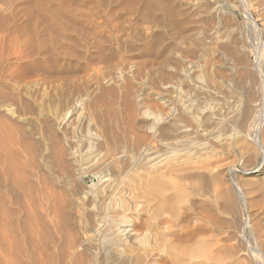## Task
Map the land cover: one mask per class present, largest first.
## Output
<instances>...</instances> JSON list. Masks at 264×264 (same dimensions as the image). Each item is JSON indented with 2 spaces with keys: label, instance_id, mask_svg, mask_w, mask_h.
Returning <instances> with one entry per match:
<instances>
[{
  "label": "rangeland",
  "instance_id": "1",
  "mask_svg": "<svg viewBox=\"0 0 264 264\" xmlns=\"http://www.w3.org/2000/svg\"><path fill=\"white\" fill-rule=\"evenodd\" d=\"M30 1L31 0H0V27H5H3L2 30V27L0 28L1 36L3 34V36H5V38L3 36L2 38L0 37V40L2 39V41L4 42V44L2 43L4 45H2L3 50H0V53L1 57L5 58L2 64L3 68L1 67L2 65H0V69L2 68V70H0V94H3V96L1 95L0 97V137H2V140L4 141H2L1 138L0 140L2 142H5L3 143L6 145L5 147H9L11 149V152H8L9 150H7L6 152L5 150L7 148H3L4 145L0 142L2 144H0V149H3L0 150V155H2L1 151L5 152V156L2 155L3 157H0L6 158L10 154L9 157L12 158L11 154H16L13 156V161H9V157L7 159L0 158V161L3 160L1 163H4L5 161L4 164H0L1 166H4L5 171L6 168H9L7 166L11 167L12 164L16 166V168L11 167L13 168V173L11 175L14 179L16 178L15 181L17 182L12 193L9 195L10 204H5V202V205L3 204V208H7V210H9V212L11 213V218L13 221V238L9 244L3 243L4 245L1 248L3 251H0L2 253H0V264H8L9 262H11L12 264H264V258H262L264 257V197H262L264 196V162L260 150L257 148L255 149L256 146L253 141V136L256 133H259L258 135L264 152V118L262 120L260 118L262 107H264V0H243L249 14L252 16L256 23V26L259 29L258 33L253 30V28H251V26L249 25V22L246 21L245 15L243 14V10L241 8V0H150L149 2H147L148 0H140V2L139 0L138 2L134 0H124L125 5H123V0H81L80 3V0H51L54 3L57 2V5L55 4V6L51 4L52 7L59 8L61 6L58 10L60 11V9H62L61 12L63 14L65 13L64 16H69L68 18L70 24H73L72 26L70 24L69 25L71 27H75L77 25V29L80 33H69V35L66 34V36L58 38L59 40H57V38L55 40V37L57 36L56 32L47 31L46 34L44 28V23H46V20H44L43 16L41 17V13L39 14L40 16H38L39 12L36 13V11H38L37 9H35L34 12L32 11V13L36 14H33L31 16L29 15L30 12L28 10H32V5L29 4ZM100 1H102L103 5H101ZM148 3H150V5ZM69 4L71 5V7ZM76 4H79V6H77ZM80 4L84 8H82ZM65 5H68L69 7ZM106 5L107 7H105ZM29 6L31 7L29 8ZM64 7L65 10H63ZM66 8L68 9L66 10ZM132 10L135 12H133ZM74 11L76 12L74 13ZM41 20H43L44 23L43 21L41 22ZM77 20L81 21L78 22ZM75 21L77 22L75 23ZM78 23L81 24L82 27H80ZM203 23L205 27H203ZM180 24L183 28V31L180 27ZM184 24L185 27H183ZM172 25H174V28L171 27ZM177 26L179 27L178 29ZM80 28L83 30H81ZM27 29L28 31H26ZM31 29H35V31L33 30L34 32H39L40 35H44L46 38L48 37L51 40L54 38L53 40L55 43L53 44H56V47L54 45H50L53 47L46 46V49L44 47H40L38 49L40 53H38V50L36 51V49L31 53L30 50H33L31 45L28 47L30 49H28L24 44V41H26V39L24 38H26V35L28 36V32ZM175 29H180L179 31H181V33L179 31H176ZM12 30L14 33H12ZM90 30L92 31L91 36H89L90 32H88ZM93 30H95L96 32ZM173 30H175V32ZM83 31L84 33L88 32L85 33L88 36H86ZM212 31L213 35H210ZM229 31L231 32V34ZM94 32L97 35H94ZM175 33L176 35L177 33H180L182 36L184 35L182 38L184 41L179 38L180 41L182 40V42H180L176 38L177 36L175 37ZM55 34L56 36L54 37ZM188 35L191 36V39ZM9 36L12 39V42L10 41L11 39H9ZM13 37L18 38L14 39ZM187 37H189V39ZM6 38L7 40H5ZM96 38H98L97 40L100 42L96 41ZM9 41L12 44H9ZM59 41H62V43H60ZM188 41L192 44H188ZM177 42L180 43L178 44ZM184 42L186 43V45L184 44ZM5 43L8 45H6ZM58 43H60L59 46ZM96 43L97 45H95ZM9 45L11 49H9ZM60 45H62V48L60 47ZM63 45L65 47H63ZM22 47L26 48L27 51L23 50L24 48ZM175 47L178 48V50L179 48L181 50L178 51ZM51 48L55 51H52ZM59 49L62 52H60ZM62 49H65L66 51ZM6 51L7 54L11 52V57L9 56V54L6 56ZM25 51L26 55H22ZM174 51L177 53H175ZM27 52H30L32 55L29 53V57V55H27ZM52 52L53 55L51 54ZM174 53L180 55H175ZM37 54L39 55L37 56ZM5 56H9L10 58L8 57L7 59ZM25 56L27 57V59L24 58ZM34 56H37V58L35 59ZM182 56H184V58ZM16 57L20 58L19 62H16L18 61L16 60ZM46 57L49 58L47 59ZM28 58H30L29 60L31 62H34L35 64H37V61L40 60V63L37 64V68H35L36 65L34 68H25V64L28 61ZM33 59L36 61H34ZM206 62L207 64H209L210 68L205 67L207 66V64H205ZM40 65L41 67H39ZM178 66H182L183 68L186 67L187 69H183L182 67L180 69ZM206 69L209 73H213L212 76H209L207 72L204 73ZM187 70L190 71V74ZM176 72H180V74H177ZM183 72L186 74L185 76ZM216 72L219 77H216ZM239 72L241 73L239 74ZM17 73L20 74L17 75ZM175 73L177 77L174 75ZM181 73L183 74V76ZM243 73L247 75V78H245L246 76ZM11 74L13 77L11 76ZM206 74L209 77L205 76ZM236 75H238L240 78L242 75L245 79L241 80L242 78L239 79V77ZM180 76L184 79H182ZM210 77H214L215 79L217 78V85L215 84L216 86L214 85V87H212L213 85H211L209 82L208 84H206L208 78ZM180 78L185 81L182 83V80ZM235 78L238 79L235 80ZM244 80H246V82ZM218 81H225L223 83H227H221V86L220 84H218ZM235 81L239 82L237 83ZM198 82L200 83V85H198ZM233 82L237 83L240 87L245 83L248 84V82L250 84H245V86H243L244 89H242L241 87V91L239 89L240 87L233 84ZM188 83L189 85H187ZM206 85L207 87L210 86L211 89L213 88L212 91H210V87H208V89L210 90H208L207 87L205 88ZM218 86H221L222 88ZM234 86H237L239 92H237L238 89ZM249 86H251L253 90L250 89ZM178 87L180 90L178 89ZM231 87L237 90L234 92L235 89L233 90L231 89ZM218 88L221 90H219ZM206 90H208V92ZM226 90H228V92ZM177 91L180 95L177 94ZM183 91L184 93L183 95H181ZM204 91L207 92V94L204 93ZM246 91L254 92H251V97L254 98H252V102L250 103V107L252 109L250 111L251 117L249 116L247 121H244L242 119L241 113L242 108L238 107L237 103H239V101L245 100V95H247ZM210 92L214 94H211ZM235 93H240V96H237ZM242 95L244 97H242ZM179 96H181L182 99ZM162 102L164 105L162 104ZM228 102H230V104ZM187 103L190 107L187 106ZM234 103H236V108L232 107H235ZM172 108L173 110H178L174 112L175 110L171 111ZM187 108L191 109L192 112H190V114L188 113L189 115L187 114V112H189L190 110H188ZM183 110L187 114V116H190V118L185 115ZM233 110L234 112H232ZM170 111L172 112V115ZM238 112L240 113L239 115ZM213 113H217V115L215 114L214 116ZM229 113H233L234 117L236 115V118L233 119L232 117L233 120L231 119V121H227L224 117H226V115ZM158 114L160 115V117L158 118L159 120L156 117ZM191 114H193L194 118ZM166 115H168V119L166 118ZM207 115L209 117V119L206 117L208 121L205 118V116ZM172 117H174L175 119H173ZM176 118L180 119L177 120ZM196 119H200L198 120V123L202 128L196 122ZM225 120L227 121L226 123ZM234 120L235 122H233ZM155 121H159L160 123L158 122L157 125V122ZM172 121H174V123H179H177V125H173ZM203 121H205L206 124ZM183 122H185L184 126ZM245 122L247 123L244 124ZM151 123L153 124L151 125ZM186 123L189 128L186 127ZM240 123L242 126L240 125ZM236 124H239V127ZM179 125L183 126V128L178 127ZM231 125H233L234 129ZM234 125L236 126V128ZM174 126H176V128ZM203 127H205V129H203ZM186 128L190 131L188 130L187 132ZM3 129L5 130L2 131ZM211 129L214 131V133ZM180 130L186 131L183 132L184 136H182L183 134ZM205 130L207 131L206 133ZM237 130H239L240 132L242 131L243 133H240ZM209 131L210 133L212 132V134H209ZM4 132H6L7 134H5ZM10 132L14 133V135H10ZM185 133L187 136L185 135ZM102 134L104 137L102 136ZM213 134L215 136H213ZM6 135H8V138H6ZM143 136L145 139L142 138ZM162 136L165 137L162 138ZM3 137L6 139H3ZM12 139H14L16 143ZM53 139L55 141H53L52 143L51 141ZM179 139H181L182 141ZM183 139L190 140H188V143H183L185 141H183ZM17 140H19L20 142ZM10 141L12 145H10ZM179 141L182 142V144L178 143ZM190 141L194 142H191L190 144ZM106 143L107 145H105ZM146 143L149 147L146 145ZM202 144H205L206 147ZM144 145L147 148H155L156 151L152 149L154 153L156 152L159 155L162 154L161 156H158L155 153V157H158H156L157 160L161 158L163 159V157L165 158L166 156L167 159H172L173 163L172 161L169 162V160L167 159V161H164L165 159L162 160L159 163V166L162 165L163 167L166 164V168L163 167L162 169L160 166L161 171L157 169L158 171H156V173H161H159V176L157 177V174L155 175L154 173V177L159 179L158 185L159 181L163 183L162 185L160 184V187L162 189L164 186V189H169L168 186L173 185V183L175 182L174 186H170V189L174 188L172 190H169L170 194H175V196L172 195L171 198L168 190L165 189L166 191L164 190V193L163 191H161L162 189L157 186L158 190L161 191H159L160 194H163V196H166L165 194H168V198H176L173 199L175 205L173 203L171 204L172 201H169V203L174 206H172L171 209L169 207V213L167 212L169 210L167 209L168 207H164L167 210L166 212L162 207V212L161 210L159 211L160 207L157 205V201L159 199L156 195H145L146 197H149V200L151 199L149 202H147L139 193V195L137 196L138 198L135 202L133 201L131 196L128 195V193H124V195L122 194V197H124L123 199L128 202L127 205L130 204L128 205L130 208L127 206V211L125 210V214L128 215H125L123 213L125 216L123 217L124 220L122 221L121 225H125L126 230L130 229V231H128L129 233L124 236L125 241L123 238V242H114L113 245V241L110 238V242L106 241L105 237L107 236L106 233L108 232L104 231L106 230V228H104L105 226L102 223L103 217L101 211L99 210V205L102 202L107 203L109 199L110 201H114L115 199H117V194H120L119 185L121 182L120 180H122L120 179L122 175L125 174L128 176H126V179H124L125 175L122 176V181H125L122 182V184L127 185L131 184V181L134 183L135 180L136 184L139 183V180L142 179L141 177L147 173V165L143 163L145 159H143L142 156L144 155L140 154V152H142V150L145 148L143 147ZM183 145H186V149H184ZM190 145H192L193 147H191ZM196 145H198V150L196 148ZM11 146L15 148L14 150L18 149V151L16 150L17 153ZM122 146L124 149L122 148ZM52 147H56L54 151ZM200 148L203 151H200ZM61 149L63 151L65 150L66 152H69V154L65 151L63 153H66V155H68L67 157L63 154V156L59 154V151H62ZM27 151H30V154ZM51 151L55 152V154L53 153L54 156ZM95 151L98 154H95ZM119 151L121 152V154H119ZM207 151L208 153H206ZM209 151H211L212 153ZM27 153L30 157H28L29 160L26 159V156H28ZM56 153L62 157L60 159L62 161L64 160V163H67L65 161H68L67 164H69L68 166L70 167V176H68V178L61 176V171L59 172L56 165L53 164L51 155L52 157H55L57 155ZM123 153L125 156L123 155ZM111 154L116 156L114 157ZM134 154L136 155V157ZM84 155H87V158H85L86 156L84 157ZM117 156L118 158H116ZM16 158H20L21 160L19 159L18 162L16 161ZM32 159L34 162L32 161ZM182 159L184 163L182 162ZM25 160L28 161H26L28 163V167L31 166L29 167V170L28 167H26L27 163H25ZM140 160H142V163ZM21 161L24 162V165ZM49 161H51L52 166ZM130 161L133 162L132 166H130ZM30 162L32 163L30 164ZM10 163L11 165H9ZM20 163L24 167H18ZM162 163L165 164L163 165ZM32 165L34 167L35 165H38V169L40 170L37 169V166L36 168L33 167L34 169H32ZM53 166L54 168H52ZM20 167H23L25 172L22 171L23 169H21L22 172H20ZM25 167L27 170L25 169ZM117 168L120 169L118 170ZM143 168L145 169L143 170ZM203 169H205V171ZM15 170H19L20 176H18V172L17 175L15 174ZM30 170H32L31 173H33L34 175L29 172ZM33 170L36 171L34 172ZM39 171L40 173H38ZM26 172L31 176H37L33 179L34 185L32 184L31 179L33 177L30 178L29 174H25ZM21 173H24L25 175H21ZM178 173L181 175H179ZM169 174L171 176H168ZM26 175L30 178V181L27 180L28 178ZM175 175L178 176L176 177ZM23 176L27 181H25L24 178L22 181L21 177ZM41 176H43L44 178ZM130 176H132V178ZM133 177H135L136 179H134ZM165 177L167 178V181H163L164 179L162 178ZM56 178L58 180H56ZM173 178H175V180L178 178L179 180L177 179L175 181ZM128 179H130V183L128 182ZM42 180H44L48 185L43 184L44 182ZM47 180H49V182ZM115 180L117 181V183L119 182V185L115 184ZM20 181L22 183H25L27 186L28 183H31L30 185H33L34 188L36 186V193H39L42 190L51 189V195H55V197L60 194L62 195H60V198L62 203L64 204L62 205L63 212L61 215H64L63 218L55 219L56 217H54L52 214H49L46 220V226L43 231H41V229H38V238H42L44 236V238H42L43 240H45V242L43 241L44 243L36 241L35 244H33L31 240L30 231H28L30 230L28 228L30 220L27 210L28 199L25 192L26 185L24 184V186H21L22 183ZM168 182L169 184H172L168 185ZM233 182L242 186L244 191H246L247 201L250 206H246L239 198L235 191ZM38 183H42L41 185L44 187V189ZM49 185H52V188ZM178 185L181 188L177 187ZM45 186L47 187V189H45ZM222 189H224V191ZM0 190V197L3 200L6 199L7 196L5 192H3L5 189L1 187ZM100 191L105 194L107 193V195L102 194ZM231 191L232 193H230ZM99 193H101V195H99ZM223 193L224 196H222ZM151 196H153V198ZM215 196L218 199H216ZM155 197L157 200H155ZM110 201L108 202L109 204L107 203L106 205L109 209H111L110 207H112V210H109L107 208L106 213H108V215L113 218H116L119 215H123L121 214L118 206H114L113 204L112 206L110 205V203L112 202ZM51 202H53V200H51L50 203ZM133 203L134 206L136 205L135 207L133 206ZM252 204L253 206H251ZM155 205H157L159 208ZM167 205L169 204L167 203ZM251 207L252 210L250 209ZM87 209L90 211H88ZM156 211L159 214L156 213ZM172 211L175 212L174 216L172 215ZM161 213H164L162 217ZM154 216L158 217L156 218ZM175 221H177V224L175 223ZM56 224H58L59 226ZM52 228H54L53 231ZM56 228L60 229L57 230ZM81 228L82 230H80ZM243 229L244 232L242 233ZM42 232H45L46 235H43ZM146 234L148 235L146 236ZM143 235L145 238L143 237ZM109 236L110 234H108L107 237ZM162 236L164 239L162 238ZM101 238H103L104 240H102L106 241L107 243L103 242ZM126 238L129 240H126ZM142 238H144V242ZM168 238L172 240L169 241ZM76 240L77 242H75ZM155 242L157 243L155 244ZM142 243L144 247L142 246ZM136 244L137 246L141 245V247L138 246V248ZM183 247L185 248V250ZM67 248L70 250H68ZM189 248L191 250H189ZM203 248L205 251L203 250ZM251 248H253V250L256 249L259 254H255L256 252L253 253L254 251L251 250ZM200 249L203 253L200 251ZM10 251L12 254L10 253ZM136 251L139 253H137ZM187 251H192L193 253L195 252L194 255H199L194 256L192 252H189L188 254ZM151 252L153 255L150 254ZM177 252L180 253L181 257L179 254H177ZM182 252H184L186 256ZM261 252L263 255L261 254ZM148 253L151 256H149ZM201 253L205 255H202ZM144 254H146L147 256ZM190 254L193 256H190ZM6 255H8V259ZM168 255H170L171 259ZM66 256L68 258H66ZM208 256H210L211 258H209ZM1 259L3 262L1 261ZM169 260L171 261L169 262Z\"/></svg>",
  "mask_w": 264,
  "mask_h": 264
},
{
  "label": "bare ground",
  "instance_id": "2",
  "mask_svg": "<svg viewBox=\"0 0 264 264\" xmlns=\"http://www.w3.org/2000/svg\"><path fill=\"white\" fill-rule=\"evenodd\" d=\"M54 1V0H53ZM57 1V0H56ZM78 1V0H77ZM115 1H117V0H115ZM134 1H137L138 2V0H134ZM145 1V0H144ZM147 1V0H146ZM150 0H148L147 2H149ZM190 1V0H189ZM51 0H31L30 2H29V4L30 5H32V7L31 6H29V8L31 7L32 8V10L30 11V10H28L30 13H29V15L31 16V15H33V14H36V13H38V16H40L39 14L41 13V17L43 16L44 17V20H46V23H44V21L43 20H41V22L43 21V23H44V28H45V32H46V34H47V31H51V32H56L57 33V36H56V34L54 35V37H55V40H56V38H57V40H59L58 38H62V37H64V36H66V34L67 35H69V33H76V34H80L79 33V31H78V29H77V25L75 26V27H71L72 25L70 24V21H69V16L67 17V16H64V14L61 12V10L62 9H60V11L58 10L59 8L57 7V8H54V7H52V5L51 4H53V6H55V4L57 3V2H52ZM64 2V1H63ZM67 2V1H66ZM71 2H75V1H71ZM81 2V0L79 1V3ZM99 2V1H98ZM101 2V5H103V3H102V1H100ZM124 0H123V5H125L124 4ZM139 2H140V0H139ZM70 3V2H69ZM97 3V2H96ZM118 3V2H117ZM126 3H128V2H126ZM133 3V2H132ZM141 3H142V1H141ZM28 4V3H27ZM65 4V3H64ZM68 4V3H67ZM82 4V3H81ZM80 4V5H81ZM100 4V3H99ZM130 4V3H129ZM149 5H150V3H148ZM152 4V3H151ZM57 5V4H56ZM70 5V4H69ZM77 5V4H76ZM104 5H105V3H104ZM137 5V4H136ZM140 5V4H139ZM193 5V4H192ZM65 6H67V7H69L68 5H65ZM77 6H79V4L77 5ZM83 6H84V4H83ZM132 6V5H131ZM70 7H71V5H70ZM81 7H82V5H81ZM105 7H107V5L105 6ZM77 8V7H76ZM82 8H84V7H82ZM125 8V7H124ZM139 8V7H138ZM144 8V7H143ZM241 8H242V10H243V14L245 15V18H246V21H248L249 22V25L251 26V28H253V30H255L257 33L259 32V29H258V27L256 26V23H255V21H254V19L252 18V16L249 14V12H248V9H247V7L245 6V4H244V1L243 0H241ZM35 9H37L38 11H36V13H32V11L34 12V10ZM68 8H66V10H67ZM71 9V8H70ZM120 9H122V8H120ZM119 9V10H120ZM180 9V8H179ZM63 10H65V7H64V9ZM82 10V9H81ZM134 10V9H133ZM132 10V11H133ZM78 11H80V10H78ZM122 11V10H121ZM120 11V12H121ZM130 11V10H129ZM151 11H152V9H151ZM167 11H168V9H167ZM25 12V11H24ZM63 12H65V11H63ZM67 12V11H66ZM76 11H74V13H75ZM118 12V11H117ZM123 12V11H122ZM133 12H135V11H133ZM148 12V11H147ZM186 12V11H185ZM69 13H71V12H69ZM69 13H67V14H69ZM81 13V12H80ZM80 13H78V14H80ZM83 13H85V12H83ZM82 13V14H83ZM129 13V12H128ZM175 13V12H174ZM77 14V13H76ZM138 14V13H137ZM159 14V13H158ZM173 14V13H172ZM84 15V14H83ZM142 15V14H141ZM167 15V14H166ZM71 16V15H70ZM77 16V15H76ZM86 16V15H85ZM143 16V15H142ZM168 16V15H167ZM176 16V15H175ZM180 16V15H179ZM1 17V16H0ZM36 17H37V15H36ZM73 17V16H72ZM78 17V16H77ZM81 17V16H80ZM177 17V16H176ZM85 18V17H84ZM88 18V17H87ZM148 18V17H147ZM183 18V17H182ZM4 19V18H3ZM39 19H40V17H39ZM80 19V18H79ZM86 19V18H85ZM5 20V19H4ZM13 20V19H12ZM72 20V19H71ZM89 20V19H88ZM69 21V22H68ZM73 21V20H72ZM78 21V20H77ZM77 21H75V23L77 22ZM79 21H81V20H79ZM78 21V22H79ZM90 21V20H89ZM157 21V20H156ZM218 22V21H217ZM12 23V22H11ZM74 23V22H73ZM175 23V22H174ZM178 23V22H177ZM9 24V23H8ZM16 24V23H15ZM71 26H70V25ZM79 24V23H78ZM209 24V23H208ZM1 25V24H0ZM80 25V27H82L81 26V24H79ZM89 25V24H88ZM159 25V24H158ZM201 25V24H200ZM9 26V25H8ZM37 26V25H36ZM199 26V25H198ZM216 26V25H215ZM220 26V25H219ZM2 27V26H1ZM0 27V28H1ZM4 27V26H3ZM3 27L1 28V30L3 29ZM171 27H173L174 28V25H172ZM176 27V26H175ZM180 27L182 28V26H181V24H180ZM183 27H185V24H184V26ZM203 27H205L204 26V23H203ZM5 28V27H4ZM22 28V27H21ZM24 28V27H23ZM30 28V27H29ZM35 28V27H34ZM37 28V27H36ZM79 28V27H78ZM179 27L177 26V29H178ZM40 29V28H39ZM81 29V28H80ZM79 29V30H80ZM164 29V28H163ZM187 29V28H186ZM213 29H214V27H213ZM1 30H0V32H1ZM15 30V29H14ZM35 31V29H31L29 32H28V36L26 35V38H24V39H26V41H24V39H23V41H24V44H25V46H26V48H28L30 45H31V47L33 48V50H30L31 51V53H32V51H34L35 49H36V51L40 48V47H48V46H50V45H54L55 47H56V44H53V43H55L54 42V38L51 40V39H49L48 37L46 38L44 35H40L39 34V32H34ZM81 30H83V29H81ZM96 30V29H95ZM95 30H93V31H95ZM161 30V29H160ZM176 30V29H175ZM175 30H173L174 32H175ZM180 30V29H179ZM179 30H176V31H179ZM188 30V29H187ZM187 30H186V32H187ZM190 30V29H189ZM206 30V29H205ZM218 30V29H217ZM16 31V30H15ZM19 31V30H18ZM26 31H28V29L26 30ZM32 31V32H31ZM78 31V32H77ZM100 31V30H99ZM182 31H183V28H182ZM202 31V30H201ZM254 31V32H255ZM23 32V31H22ZM51 32H48V33H51ZM88 32H90V34H89V36H91V30L90 31H88ZM88 32H85V33H88ZM96 32V31H95ZM93 33L94 35L96 34V33ZM174 32H173V34H174ZM180 33H181V31H179ZM185 32V31H184ZM230 32V31H229ZM12 33H14L13 32V30H12ZM11 33V34H12ZM43 33V32H42ZM83 33H84V31H83ZM84 33V34H85ZM178 34L177 33V35H176V33H175V37L179 40V38L180 39H182L183 38V36L181 35V34ZM189 33V32H188ZM199 33H201V32H199ZM213 33V31L210 33V35ZM27 34V33H26ZM53 34V33H52ZM84 34H82V35H84ZM92 34V35H93ZM216 34V33H215ZM230 34H231V32H230ZM4 35V34H3ZM2 35V36H3ZM23 35H24V33H23ZM50 35V34H49ZM48 35V36H49ZM86 35V34H85ZM97 35V34H96ZM178 35H180V36H178ZM200 35V34H199ZM213 35V34H212ZM221 35V34H220ZM219 35V36H220ZM2 36H1V34H0V37L2 38ZM47 36V35H46ZM86 36H88V35H86ZM172 36H174V35H172ZM189 36V35H188ZM201 36V35H200ZM234 36V35H233ZM4 38H5V36H3ZM83 37V36H82ZM190 37V39H191V36H189ZM189 37H187L188 39H189ZM230 37V36H229ZM14 39L15 38H18V37H13ZM20 38V37H19ZM76 38H77V36H76ZM92 38V37H91ZM212 38V37H211ZM216 38H219V37H216ZM9 39H11L10 38V36H9ZM87 39V38H86ZM95 39V38H94ZM98 38H96V41H98L97 40ZM173 39V38H172ZM199 39V38H198ZM213 39V38H212ZM5 40H7V38L5 39ZM64 40V39H63ZM78 40H80V39H78ZM161 40V39H160ZM175 40V39H174ZM173 40V41H174ZM183 40V39H182ZM182 40L180 41V42H182ZM196 40V39H195ZM0 41H2V39L0 40ZM11 42H12V39L10 40ZM8 42L9 44L11 43V42ZM14 41V40H13ZM75 41V40H74ZM84 41V40H83ZM89 41V40H88ZM184 41V40H183ZM190 41V40H189ZM189 41H188V44H192V43H189ZM6 42V41H5ZM22 42V41H21ZM60 42V41H59ZM77 42H79V41H77ZM98 42H100V41H98ZM160 42V41H159ZM175 42V41H174ZM174 42H172V43H174ZM179 42V43H180ZM216 42V41H215ZM220 42V41H219ZM224 42V41H223ZM4 44V42L2 41V42H0V50H3L2 49V45ZM14 43V42H13ZM60 43H62V41L60 42ZM60 43H58V46H59V44ZM69 43V42H68ZM84 43V42H83ZM85 43H86V41H85ZM178 43V42H177ZM178 43V44H179ZM214 43V42H213ZM232 43V42H231ZM6 44V43H5ZM12 44V43H11ZM18 44H19V42H18ZM18 44H17V46H18ZM21 44V43H20ZM23 44V43H22ZM27 44H29V45H27ZM64 44V43H63ZM77 44V43H76ZM99 44V43H98ZM181 44H183V43H181ZM184 44L186 45V43L184 42ZM217 44V43H216ZM6 45H8V44H6ZM72 45V44H71ZM75 45V44H74ZM74 45H73V47H74ZM95 45H97V43L95 44ZM175 45V44H174ZM4 46V45H3ZM24 46V45H23ZM24 46V47H25ZM76 46V45H75ZM88 46V45H87ZM182 46V45H181ZM184 46V45H183ZM221 46H222V44H221ZM6 47V46H5ZM4 47V48H5ZM14 47H16V46H14ZM24 47H22V48H24ZM50 47H53V46H50ZM60 47L62 48V45H60ZM63 47H65L64 45H63ZM72 47V46H71ZM97 47V46H96ZM160 47V46H159ZM173 47V46H172ZM185 47V46H184ZM220 47V46H219ZM225 47V46H224ZM26 48H24L23 50H26ZM58 48V47H57ZM176 48V47H175ZM186 48H188V47H186ZM222 48V47H221ZM6 49H8V48H6ZM9 49H11L10 48V45H9ZM28 49H30V48H28ZM46 49V48H45ZM54 49V48H53ZM80 49V48H79ZM78 49V50H79ZM160 49V48H159ZM171 49V48H170ZM174 49V48H173ZM177 50H178V48H176ZM206 49V48H205ZM225 49V48H224ZM42 50V49H41ZM44 50V49H43ZM49 50V49H48ZM51 50H52V48H51ZM60 50V49H59ZM62 50H64V51H66L65 49H62ZM67 50H68V48H67ZM73 50V49H72ZM181 49L179 48V50L178 51H180ZM215 50V49H214ZM9 51V50H8ZM11 51V50H10ZM27 51V50H26ZM26 51L22 54V55H24L25 53H26ZM35 51V52H36ZM52 51H55V50H52ZM173 51V50H172ZM220 51V50H219ZM226 51V50H225ZM12 52V51H11ZM11 52H9L8 54H9V56L11 57V55H10V53ZM14 52V51H13ZM38 53H40V51L38 50L37 51ZM50 52V51H49ZM60 52H62L61 50H60ZM175 52V51H174ZM6 53V56L8 55L7 54V51L5 52ZM28 53V52H27ZM30 53V52H29ZM29 53L27 54V55H29ZM30 53V54H31ZM42 53V52H41ZM173 53V52H172ZM175 53H177V52H175ZM174 53V54H175ZM184 53V52H183ZM21 54V53H20ZM52 55H53V52L51 53ZM21 55V56H22ZM26 55V54H25ZM32 55V54H31ZM39 54H37V56H38ZM81 55V54H80ZM175 55H180V54H175ZM217 55V54H216ZM225 55V54H224ZM5 56V57H6ZM8 56V57H9ZM37 56H34L35 57V59L37 58ZM45 56V55H44ZM188 56V55H187ZM8 57H6L7 59H8ZM9 57V58H10ZM23 57V56H22ZM29 57H30V55H29ZM33 57V56H32ZM43 57V56H42ZM76 57H77V55H76ZM181 57V56H180ZM183 58H184V56H182ZM17 58V57H16ZM24 58H26L27 59V57L25 56ZM47 58V57H46ZM49 58V57H48ZM47 58V59H48ZM61 58V57H60ZM80 58V57H79ZM177 58H179V57H177ZM4 59L5 58H2L1 57V53H0V65H2L3 64V62H4ZM6 59V60H7ZM19 59L20 58H17L16 60H18V61H16V62H19ZM23 59V58H22ZM21 59V60H22ZM30 58H28V61L26 62V64H25V68H28V67H35V65H36V67L35 68H37V64L38 63H40L39 61L40 60H38L37 62V64H35L34 62H31L30 60H29ZM32 59V58H31ZM39 59V58H38ZM41 59V58H40ZM76 59V58H75ZM5 60V61H6ZM24 60V59H23ZM34 60V59H33ZM185 60H186V58H185ZM188 60V59H187ZM34 61H36V60H34ZM44 61H45V59H44ZM47 61V60H46ZM65 61V60H64ZM184 61V60H183ZM206 61V60H205ZM207 61H208V59H207ZM216 61V60H215ZM21 62V61H20ZM23 62V61H22ZM13 63V62H12ZM47 63V62H46ZM64 63V62H63ZM191 63V62H190ZM190 63H189V65H190ZM209 63V62H208ZM5 64V63H4ZM8 64V63H7ZM59 64V63H58ZM181 64V63H180ZM188 64V63H187ZM205 64H207V62L205 63ZM212 65V64H211ZM19 66V65H18ZM49 66V65H48ZM54 66V65H53ZM68 66V65H67ZM208 66V67H207ZM207 66H205L206 68H210L209 67V64H207ZM213 66V65H212ZM2 68H3V65L1 66ZM39 67H41V65L39 66ZM38 67V68H39ZM43 67V66H42ZM45 67V66H44ZM61 67V66H60ZM177 67V66H176ZM179 67V66H178ZM182 67V66H181ZM181 67H179L180 69H181ZM185 67V66H184ZM188 67V66H187ZM189 67H191V66H189ZM204 67V68H205ZM2 68L0 69V70H2ZM8 68V67H7ZM62 68V67H61ZM178 68V69H179ZM183 68V67H182ZM186 68V67H185ZM185 68H183V69H185ZM6 69V68H5ZM10 69V68H9ZM13 69V68H12ZM163 69H164V67H163ZM179 69V70H180ZM187 69V68H186ZM18 70V69H17ZM174 70V69H173ZM178 70V71H179ZM203 70V69H202ZM210 70V69H209ZM7 71V70H6ZM16 71V70H15ZM177 71V70H176ZM188 71V70H187ZM194 71V70H193ZM196 71V70H195ZM201 71V70H200ZM211 71V70H210ZM1 72V71H0ZM25 72V71H24ZM164 72V71H163ZM186 72V71H185ZM189 72V74H190V71H188ZM208 73L209 74V76L211 75L212 76V74H211V72L209 73L208 71H207V69H206V71L204 72V73ZM213 72V71H212ZM237 72V71H236ZM4 73V72H3ZM6 73V72H5ZM160 73V72H159ZM177 73V72H176ZM176 73L174 74L176 77H177V75H176ZM179 74H180V72H178ZM177 73V74H178ZM184 73V72H183ZM241 72H239V74H240ZM20 73H17V75H19ZM182 74V73H181ZM202 74V73H201ZM217 74V72L215 73V75ZM244 75H245V73H243ZM14 75H15V73H14ZM22 75V74H21ZM186 74L184 73V76H185ZM187 75H188V73H187ZM192 75V74H191ZM215 75H214V77H215ZM6 76V75H5ZM4 76V77H5ZM11 76H12V74H11ZM179 76V75H178ZM182 76H183V74H182ZM202 76V75H201ZM205 76H208L207 74L205 75ZM208 76V77H209ZM236 76H238V75H236ZM246 76V77H245ZM244 77L245 78H247V75H245ZM7 77H9V76H7ZM13 77V76H12ZM15 77V76H14ZM19 77V76H18ZM175 77V78H176ZM181 77V76H180ZM188 77H189V75H188ZM214 77H210V78H208V81H207V83L206 84H208V82L211 84V85H213L212 87H214V85L216 84L217 85V78L215 79ZM216 77H219L218 76V74L216 75ZM239 77V76H238ZM182 78V77H181ZM180 78V79H181ZM185 78H187V77H185ZM220 78H222V77H220ZM242 78V79H241ZM241 78L239 77V79H241V80H243V79H245V78H243V76L241 75ZM10 79V78H9ZM182 79H184V78H182ZM181 79V80H182ZM198 79H199V77H198ZM231 79V78H230ZM233 79V78H232ZM236 79H238V78H235V80ZM13 80V79H12ZM180 80V81H181ZM187 80V79H186ZM195 80V79H194ZM205 80H206V78H205ZM218 80H220V79H218ZM227 80V79H226ZM249 80V79H248ZM185 80H182V83L184 82ZM229 81V80H228ZM233 81V80H232ZM245 82H246V80H244ZM250 81V80H249ZM187 82V81H186ZM206 82V81H205ZM220 81H218V84H220L221 85V83H223V82H225V81H222V82H220ZM230 82H231V80H230ZM235 82H237V81H235ZM239 82V81H238ZM237 82V83H238ZM240 82H242V81H240ZM199 83V82H198ZM227 83V82H226ZM226 83H223V84H226ZM237 83H234L233 82V84H235V85H237V86H239ZM196 84V83H195ZM203 84V83H202ZM232 84V83H231ZM241 84V83H240ZM244 84V83H243ZM246 84V83H245ZM245 84L243 85V86H245ZM250 83L248 82V84H246V85H249ZM263 84V83H262ZM178 85V84H177ZM183 85V84H182ZM187 85H189V83L187 84ZM198 85H200V83L198 84ZM215 85V86H216ZM179 86V85H178ZM222 86V85H221ZM221 86H218V87H221ZM226 86H228V85H226ZM237 86L235 87V88H237ZM243 86H241L242 87V89H244L243 88ZM181 87V86H180ZM196 87H198V86H196ZM202 87V86H201ZM207 87V85L205 86V88ZM208 87H210V86H208ZM208 87H207V89H208ZM225 87V86H224ZM230 87V86H229ZM240 87V86H239ZM241 87L239 88L240 90H241ZM247 87V86H246ZM250 87V89H252L251 88V86H249ZM175 88V87H174ZM193 88V87H192ZM217 88V87H216ZM222 88V87H221ZM228 88V87H227ZM234 88V89H235ZM178 89H179V87H178ZM178 89H176V90H178ZM210 89H211V87H210ZM210 89H208V90H210ZM213 89V88H212ZM212 89L210 90V91H212ZM219 89V88H218ZM229 89V88H228ZM231 89H233L232 87H231ZM233 89V90H234ZM238 89V88H237ZM237 89H235L234 90V92L237 90ZM239 89L237 90V92H239ZM180 90V89H179ZM203 90V89H202ZM208 90H206L207 92H208ZM214 90H216V89H214ZM219 90H221V89H219ZM246 90H248V89H246ZM253 90V89H252ZM264 90V89H263ZM182 91V90H181ZM185 91V90H184ZM184 91L182 92V94L181 95H183V93H184ZM218 91V90H217ZM227 92H228V90H226ZM242 91V90H241ZM176 92V91H175ZM207 92H205L204 91V93H206L207 94ZM231 92H232V90H231ZM243 92H245V91H243ZM252 92V91H251ZM250 91L248 92V91H246V94L247 95H245V100L244 101H239V103H237L236 101V103L238 104L237 106L238 107H241L242 108V119L244 120V121H247V119H248V117L250 116V111L252 110L251 109V107H250V103L252 102V98H254V97H251L252 96V93H254V92H252L251 93ZM211 93V92H210ZM230 93V92H229ZM177 94L178 95H180L179 94V92L177 91ZM211 94H214V93H211ZM234 94V93H233ZM236 94V93H235ZM1 95L3 96V94L1 93L0 94V97H1ZM209 95V94H208ZM237 96L239 95L240 96V93L239 94H236ZM244 95V94H243ZM242 95V97H244ZM10 96V95H9ZM8 96V97H9ZM236 96V97H237ZM254 96H255V94H254ZM7 97V98H8ZM180 98H181V96H179ZM221 97V96H220ZM4 98V97H3ZM239 98V97H238ZM182 99V98H181ZM185 99V98H184ZM240 99V98H239ZM177 100H178V98H177ZM198 100V99H197ZM234 100H236V99H234ZM241 100H242V98H241ZM254 100V99H253ZM264 100V99H263ZM165 101V100H164ZM181 101V100H180ZM256 101V100H255ZM175 102V101H174ZM177 102V101H176ZM198 103V102H197ZM229 104H230V102H228ZM227 103V104H228ZM236 103H234V105L236 104ZM162 104H163V102H162ZM167 104V103H166ZM172 104V103H171ZM194 104V103H193ZM199 104V103H198ZM213 104V103H212ZM223 104V103H222ZM254 104V103H253ZM164 105V104H163ZM173 105H175V104H173ZM182 105H183V103H182ZM220 105V104H219ZM252 105V104H251ZM263 105V104H262ZM153 106V105H152ZM170 106V105H169ZM187 106H189L188 105V103H187ZM195 106H196V104H195ZM232 106V105H231ZM253 106V105H252ZM154 107V106H153ZM162 107V106H161ZM182 107H184V106H182ZM190 107V106H189ZM215 107V106H214ZM221 107H222V105H221ZM233 108H236V105H235V107L234 106H232ZM237 107V108H238ZM158 108V107H157ZM163 108V107H162ZM166 108V107H165ZM255 108H256V106H255ZM183 109V108H182ZM185 109V108H184ZM188 109V108H187ZM193 109V108H192ZM211 109V108H210ZM218 109V108H217ZM158 110V109H157ZM175 110V109H174ZM173 110V108H172V110L171 111H174ZM176 110H178V109H176ZM176 110L174 111V112H176ZM188 110H190L189 112H187V114L189 113L190 114V112H191V109H188ZM208 110H209V107H208ZM226 110V109H225ZM235 110V109H234ZM234 110L232 111V112H234ZM238 110V109H237ZM260 110V109H259ZM154 111V110H153ZM163 111V110H162ZM170 111V113H171V115H172V112ZM210 111H212V110H210ZM222 111V110H221ZM224 111V110H223ZM236 111V110H235ZM161 112V111H160ZM164 112V111H163ZM183 112H184V110H183ZM199 112V111H198ZM215 112V111H214ZM217 112V111H216ZM229 112V111H228ZM152 113V112H151ZM169 113V114H170ZM185 113V112H184ZM192 113V112H191ZM197 113V112H196ZM210 113V112H209ZM219 113V112H218ZM252 113V112H251ZM165 114V113H164ZM163 114V115H164ZM168 114V115H169ZM187 114L185 113V115L187 116ZM188 114V115H189ZM214 114V113H213ZM216 115H217V113H215ZM215 114H214V116H215ZM240 113L238 112V115H239ZM112 115V114H111ZM142 115V114H141ZM148 115H149V112H148ZM147 115V116H148ZM153 115V114H152ZM168 115H166V118L168 119ZM171 115H170V117H171ZM192 115V117H193V114H191ZM203 115H204V113H203ZM146 116V117H147ZM173 116H174V113H173ZM101 117H103V116H101ZM144 117V116H143ZM155 117V116H154ZM157 119L160 117V115L158 114L157 116ZM179 117V116H178ZM187 117H189L190 118V116H187ZM191 117V118H192ZM196 117V116H195ZM208 118L209 119V117H208V115L207 116H205V118ZM232 117H233V119H235L236 118V115H235V117L233 116V113H229V114H227L226 115V117H224L227 121L228 120H230L231 121V119H232ZM251 117V116H250ZM148 118V117H147ZM146 118V119H147ZM173 119H175L174 117H172ZM171 118V119H172ZM188 118V119H189ZM194 118V117H193ZM206 118V119H207ZM221 118V117H220ZM241 118V117H240ZM260 118H261V120L264 118V107H262V110H261V115H260ZM149 119V118H148ZM156 119V120H157ZM161 119V118H160ZM166 119V120H167ZM172 119V120H173ZM177 119V118H176ZM180 119V118H179ZM179 119H177V120H179ZM204 119V118H203ZM202 119V120H203ZM208 119H207V121H208ZM211 119V118H210ZM232 119V120H233ZM250 119V118H249ZM103 120V119H102ZM159 120V119H158ZM176 120V121H177ZM197 120V121H196ZM195 121L198 123V120H200V119H196ZM225 120V123L227 122ZM6 121V120H5ZM114 121V120H113ZM153 121V120H152ZM161 121V120H160ZM171 121V120H170ZM182 121H184V120H182ZM194 121V122H195ZM1 122V121H0ZM155 122H157L156 124L158 125V122L159 121H155ZM173 122V125L175 124V125H177V123H179V122H175L174 123V121H172ZM181 122V121H180ZM203 122H205V121H203ZM203 122H202V124H203ZM233 122H235V120L233 121ZM238 122V121H237ZM240 122V121H239ZM258 122V121H257ZM88 123V122H87ZM117 123V122H116ZM160 123V122H159ZM162 123V122H161ZM164 123V122H163ZM184 124H183V126L185 125V122H183ZM214 123V122H213ZM242 123H243V121H242ZM247 122H245L244 124H246ZM153 123H151V125H152ZM199 124V123H198ZM197 124V125H198ZM205 124H206V122H205ZM204 124V125H205ZM232 124V123H231ZM234 124V123H233ZM6 125V124H5ZM12 125V124H11ZM102 125V124H101ZM186 125H187V123H186ZM195 125V124H194ZM200 125V124H199ZM198 125V126H199ZM216 125H218V124H216ZM237 125V124H236ZM239 125V124H238ZM237 125V126H238ZM240 125H241V123H240ZM0 126H1V123H0ZM3 126H4V122H3ZM7 126V125H6ZM19 126V125H18ZM183 126H181V125H179L178 127H182L183 128ZM207 126V125H206ZM210 126V125H209ZM232 126V128H233V125H231ZM235 126V125H234ZM242 126V125H241ZM240 126V127H241ZM259 126V125H258ZM117 127V126H116ZM149 127V126H148ZM163 127V126H162ZM175 128H176V126H174ZM186 127H188L189 128V126L187 125ZM200 127H201V125H200ZM199 127V128H200ZM239 127V126H238ZM244 127V126H243ZM3 128V127H2ZM9 128V127H8ZM150 128V127H149ZM154 128V127H153ZM185 128V127H184ZM202 128V127H201ZM200 128V129H201ZM207 128V127H206ZM231 128V127H230ZM235 128H236V126H235ZM246 128V127H245ZM14 129H15V127H14ZM16 129H17V127H16ZM160 129H162V128H160ZM180 129V128H179ZM203 129H205V127H203ZM234 129V128H233ZM239 129V128H238ZM262 129V128H261ZM5 129H3L2 131H4ZM12 130V129H11ZM172 130V129H171ZM185 130V129H184ZM182 131V130H180V131H182L181 133L183 134H181L182 136H184V133L183 132H186V131ZM186 130H187V128H186ZM189 130V129H188ZM188 130H187V132H188ZM207 130V129H206ZM205 130V133L207 132ZM212 130V129H211ZM226 130V129H225ZM230 130V129H229ZM0 131H1V128H0ZM17 131V130H16ZM16 131H15V133H16ZM166 131H169V130H166ZM179 131V132H180ZM190 131V130H189ZM195 131V130H194ZM202 131H204V130H202ZM213 131V130H212ZM223 131V130H222ZM235 131V130H234ZM237 131H239V130H237ZM249 131V130H248ZM254 131V130H253ZM175 132V131H174ZM176 132H177V130H176ZM179 132H178V134H179ZM232 132V131H231ZM230 132V133H231ZM240 132V131H239ZM263 132V131H262ZM261 132V133H262ZM5 134H7L6 132H4ZM11 133V132H10ZM149 133V132H148ZM204 133V134H205ZM213 133H214V131H213ZM233 133V132H232ZM231 133V134H232ZM240 133H243L242 131L240 132ZM239 133V134H240ZM14 135V133H11L10 135ZM201 134V133H200ZM208 134V133H207ZM209 134H212V132L210 133V131H209ZM208 134V135H209ZM259 134V133H258ZM257 133L253 136V141H254V144H255V149L257 148V149H259L260 150V153H261V155H262V158H263V162H264V152H263V148H262V145H261V142H260V138H259V135H258ZM263 134V133H262ZM1 135V134H0ZM17 135V134H16ZM93 135V134H92ZM185 135H186V133H185ZM188 135H191V134H188ZM202 135H203V133H202ZM216 135H217V133H216ZM7 136V137H6ZM5 137L6 138H8V135H6ZM53 136H55V135H53ZM102 136H103V134H102ZM181 136V137H182ZM187 136V135H186ZM185 136V137H186ZM213 136H215L214 134H213ZM232 136V135H231ZM240 136H242V135H240ZM261 136V135H260ZM90 137V136H89ZM104 137V136H103ZM163 137H165V136H162V138ZM169 137H171V136H169ZM174 137V136H173ZM172 137V138H173ZM230 137V136H229ZM1 138V140H2V137H0ZM6 138H4L3 137V139H6ZM21 138H23V137H21ZM92 138V137H91ZM142 138H144V136L142 137ZM187 138V137H186ZM189 138V137H188ZM191 138V137H190ZM202 138V137H201ZM264 138V137H263ZM72 139V138H71ZM98 139V138H97ZM113 139V138H112ZM145 139V138H144ZM151 139V138H150ZM225 139H226V136H225ZM0 140V142L3 144V143H5V142H2V141H4V140H2L1 141ZM13 141H14V139H12ZM164 140V139H163ZM172 140V139H171ZM176 140V139H175ZM179 140H181V139H179ZM185 140V141H184ZM188 140H190V139H188ZM188 140H186V139H183V143H185V142H187L188 143ZM231 140V139H230ZM6 141V140H5ZM17 141H19V140H17ZM51 141V140H50ZM53 141H55L54 139L51 141L52 143H53ZM141 141V140H140ZM147 141V140H146ZM151 141H153V140H151ZM156 141V140H155ZM182 141V140H181ZM195 141V140H194ZM193 141V142H194ZM197 141V140H196ZM264 141V140H263ZM15 143H16V141H14ZM20 142V141H19ZM106 142V141H105ZM110 142V141H109ZM144 142V141H143ZM149 142V141H148ZM163 142V141H162ZM167 142V141H166ZM169 142V141H168ZM177 142V141H176ZM191 142L192 141H190V144H191ZM192 142V143H193ZM0 143V144H1ZM10 143H11V141H10ZM9 143V144H10ZM113 143V142H112ZM139 143V142H138ZM137 143V144H138ZM171 143V142H170ZM175 143V142H174ZM178 143H181L182 144V142H178ZM178 143H177V145H178ZM198 143V142H197ZM196 143V144H197ZM216 143V142H215ZM1 144V145H2ZM8 144V145H9ZM31 144V143H30ZM29 144V145H30ZM39 144V143H38ZM136 144V145H137ZM164 144V143H163ZM195 144V143H194ZM240 144H242V143H240ZM248 144V143H247ZM0 145V146H1ZM4 146H3V148L6 146L5 144H3ZM7 145V146H8ZM10 145H12V143L10 144ZM9 145V146H10ZM24 145V144H23ZM27 145V144H26ZM28 145V146H29ZM61 145V144H60ZM105 145H107V143L105 144ZM114 145V144H113ZM139 145V144H138ZM146 145H147V143H146ZM150 145V144H149ZM180 145V144H179ZM202 145H205V144H202ZM15 146V145H14ZM19 146V145H18ZM32 146V145H31ZM68 146V145H67ZM115 146V145H114ZM148 146V145H147ZM160 146V145H159ZM184 146V145H183ZM191 147H193L192 145H190ZM200 146V145H199ZM208 146V145H207ZM12 148H13V150L15 149L13 146H11ZM25 147H27V146H25ZM35 147V146H34ZM41 147V146H40ZM62 147V146H61ZM143 147H145V145L143 146ZM149 147V146H148ZM150 147H152V146H150ZM154 147V146H153ZM186 147V145L184 146V149H186L185 148ZM188 147H189V145H188ZM187 147V148H188ZM194 147H195V145H194ZM198 147V145H196V148ZM202 147V146H201ZM205 147H206V145H205ZM205 147H204V149H205ZM1 148V147H0ZM5 148H7V147H5ZM9 148V147H8ZM4 149L6 152H7V150H9L8 152H11V149L9 148V149ZM20 148V147H19ZM39 148V147H38ZM53 148V147H52ZM56 148V147H55ZM55 148H53V151H54V149ZM76 148V147H75ZM102 148V147H101ZM122 148H123V146H122ZM134 148V147H133ZM162 148V147H161ZM170 148V147H169ZM177 148V147H176ZM243 148V147H242ZM27 149V148H26ZM58 149V148H57ZM63 149V148H62ZM61 149V150H62ZM115 149V148H114ZM124 149V148H123ZM130 149V148H129ZM139 149V148H138ZM153 148H147V147H145L143 150H142V152H140V154H142V155H144V156H142L143 157V159H145V161L143 162V163H145L147 166V173L145 174V175H143L141 178V180H139V183H135V181H134V183L131 181V184H127V185H125V184H122V182H125V181H122L123 180V177L122 176H124V175H122L121 176V178L120 179H122V180H120L121 182H120V185H119V182L117 183V181L115 182V184H118L119 186H120V188H119V191H120V194H117L118 195V197H117V199H115L114 201L113 200H111L110 201V199H109V201L111 202L110 203V205L112 206V204L114 205V206H118L119 207V210L121 211V214H125V210L127 209V206L128 205H130V204H128L127 205V201H125V199H123L124 197H122L123 195H124V193H128V195H130L131 196V198L133 199V201H135L136 202V199L138 198L137 196L139 195V193L141 194V196H142V198L144 199V200H146L147 202H149L150 200H149V195H156L157 196V198L159 199L158 201H157V205L160 207V209H159V211L161 210L162 211V209L165 207H168L167 209H169V207H170V209L172 208V206H174L175 204H174V202H173V199H176V198H173V199H170L171 198V196L173 195V193L172 194H170V192H169V190H172V189H174V188H172V189H170V186H174V183H173V185H170V184H172V183H170L169 184V182L171 181H169L168 182V185H170V186H168L169 187V189L167 188H165L166 190H168V192H169V195H170V198H168V194H165L166 196H163V194H160V192L161 191H163L164 193H165V189H164V187H163V189L160 187V184L162 185L163 183H161L160 181H159V185H158V180L159 179H157L156 177L157 176H159L158 174L159 173H161V172H159L158 174L156 173V171H158V170H160V166H161V168L163 169V167H165L166 166V164L165 163H162L163 165L165 164V166H163L162 167V165H160L159 166V163L162 161V160H164V161H167V160H169V159H167L166 157L164 158L163 157V159L161 158V157H159V158H161V159H158V160H160V161H158L157 159H156V157H155V153H154V151H156L155 150V148L152 150ZM160 149V148H159ZM180 149V148H179ZM191 149V148H190ZM0 150H3V149H0ZM17 151H18V149H16ZM16 150H14L16 153H17V151ZM52 150V149H51ZM59 150V149H58ZM76 150V149H75ZM105 150V149H104ZM197 150H198V148H197ZM202 149L200 148V151H201ZM207 150V149H206ZM13 151V152H14ZM53 151H51V153L53 154H55V152H53ZM57 151V150H56ZM63 151V150H62ZM62 151H59V152H57V153H59L60 155H62L63 153H64V151L62 152ZM97 151V150H96ZM95 151V152H96ZM115 151H117V150H115ZM122 151V150H121ZM126 151V150H125ZM127 151H129V150H127ZM139 151V150H138ZM140 151H141V149H140ZM162 151V150H161ZM172 151V150H171ZM194 151H195V148H194ZM199 151V152H200ZM203 151V150H202ZM252 151H253V149H252ZM12 152V153H13ZM14 152V153H15ZM22 152V151H21ZM28 152V151H27ZM30 152V151H29ZM28 152V153H29ZM66 152V151H65ZM106 152V151H105ZM108 152H110V151H108ZM113 152H114V150H113ZM112 152V153H113ZM120 152V151H119ZM186 152H187V150H186ZM205 152V151H204ZM209 152H211V151H209ZM246 152V151H245ZM255 152V151H254ZM1 153H2V155L3 156H5V152H2L1 151ZM4 153V154H3ZM27 153V154H28ZM50 153V154H51ZM56 153V154H57ZM66 153H68L69 154V152H66ZM66 153L65 154H63V155H65L66 157L68 156V155H66ZM89 153V152H88ZM104 153V152H103ZM162 153V152H161ZM165 153H167V152H165ZM194 153V152H193ZM206 153H208V151L206 152ZM212 153V152H211ZM30 154V153H29ZM29 154H28V156H26V159H28V157H29ZM54 154H53V156H54ZM79 154V153H78ZM92 154V153H91ZM95 154H98L97 152L95 153ZM119 154H121V152L119 153ZM129 154V153H128ZM132 154V153H131ZM158 156H161V155H159L158 153H156ZM174 154V153H173ZM176 154V153H175ZM184 154V153H183ZM188 154H189V151H188ZM191 154V153H190ZM2 155H0V156H2ZM10 155V154H9ZM9 155L7 156V154H6V158L4 157V158H2V157H0V158H2V159H7L8 157H9ZM12 155V158H8V160L9 161H13L12 159H13V156L14 155H16V154H11ZM22 155H23V153H22ZM58 155V154H57ZM57 155L55 156V157H52V155H51V159L53 160V164L54 165H56V167L58 168V171L60 172V174H61V176H63V177H67L68 178V176H70V167L68 166L69 164H67L68 163V161H65V162H67V163H64V160L62 161L60 158H62L60 155H58V157H57ZM62 155V156H63ZM82 155V154H81ZM88 155V154H87ZM87 155H84V157L85 158H87ZM112 155V154H111ZM123 155H124V153H123ZM135 155V154H134ZM171 155H172V153H171ZM208 155V154H207ZM19 156V155H18ZM25 156V155H24ZM31 156V155H30ZM48 156V155H47ZM109 156V155H108ZM112 156H114V155H112ZM116 156V155H115ZM114 156V157H115ZM125 156V155H124ZM141 156V155H140ZM151 156H153V157H151ZM252 156V155H251ZM17 157V156H16ZM21 157V156H20ZM32 157V156H31ZM49 157H50V155H49ZM110 157V156H109ZM108 157V158H109ZM135 157H136V155H135ZM144 157H146V158H144ZM169 157H171V156H169ZM168 157V158H169ZM15 158V157H14ZM30 158V157H29ZM33 158V157H32ZM81 158V157H80ZM83 158V157H82ZM116 158H118V156L116 157ZM158 158V157H157ZM173 158V157H172ZM175 158H177V157H175ZM20 159V158H19ZM18 158H16V161H18L19 160ZM34 159V158H33ZM33 159H32V161H33ZM50 159V158H49ZM79 159V158H78ZM94 159V158H93ZM97 159V158H96ZM101 159V158H100ZM167 159V160H166ZM179 159H181V158H179ZM7 160V161H8ZM21 160V159H20ZM29 160V159H28ZM36 160V159H35ZM44 160H46V159H44ZM70 160V159H69ZM116 160V159H115ZM132 160H134V159H132ZM188 160V159H187ZM191 160V159H190ZM3 161V160H2ZM2 161H0V163L2 162ZM14 161H15V159H14ZM27 160H25V163H27L26 162ZM48 161V160H47ZM86 161V160H85ZM92 161V160H91ZM118 161V160H117ZM141 161V163H142V160H140ZM170 161H172V159L170 158V160H169V162ZM19 162V161H18ZM22 163H23V165H24V162L23 161H21ZM34 162V161H33ZM50 163H51V161H49ZM87 162V161H86ZM106 162V161H105ZM131 162V164H130V166H132V161H130ZM169 162H168V164H169ZM182 162L184 163V161H183V159H182ZM185 162H186V160H185ZM192 162V161H191ZM194 162V161H193ZM4 163H5V161H4ZM4 163H1V164H4ZM7 163H9V162H7ZM6 163V164H7ZM13 163H16V162H13ZM32 162H30V164H31ZM44 163V162H43ZM73 163V162H72ZM100 163H102V162H100ZM135 163V162H134ZM139 163V162H138ZM167 163V162H166ZM172 163H173V161H172ZM178 163H179V161H178ZM188 163V162H187ZM1 164H0V188L2 187V188H4L5 190L3 191V192H5V194H6V199H2L1 197H0V251L2 250L1 248H2V246L4 245V244H9L10 242H11V240H12V238H13V221H12V218H11V213L9 212V210H7V208L5 209V207L3 208V204H4V202H5V204H10V200H9V195L12 193V191H13V189H14V187H15V185H16V181H15V179L12 177V169L13 168H11V167H15L16 168V166L15 165H11V163L9 164V165H11V167L10 166H7V167H9L8 169L6 168V171L4 170V166L2 165L1 166ZM29 164V165H30ZM67 164V165H66ZM71 164V163H70ZM82 164H83V161H82ZM117 164V163H116ZM144 164V165H145ZM182 164V163H181ZM18 165V164H17ZM21 163H20V165H18V167L19 166H23ZM80 165V164H79ZM122 165V164H121ZM120 165V166H121ZM140 165V164H139ZM138 165V166H139ZM142 165V164H141ZM171 165H174V164H171ZM177 165V164H176ZM180 165V164H179ZM36 166H37V169L39 168V166L38 165H35V167L32 165V169H34V168H36ZM46 166H47V164H46ZM49 166V165H48ZM51 166H52V163H51ZM95 166V165H94ZM129 166V165H128ZM134 166V165H133ZM184 166V165H183ZM188 166V165H187ZM219 166V165H218ZM217 166V167H218ZM17 167V168H18ZM24 167V166H23ZM23 167L21 168L20 167V172H22V171H24V169H23ZM26 167H28V163H27V166ZM26 167H25V169H26ZM29 167H31V166H29ZM28 167V170L30 169ZM34 167V168H33ZM100 167V166H99ZM98 167V168H99ZM124 167V166H123ZM144 167V166H143ZM157 167V168H156ZM159 167V168H158ZM168 167V166H167ZM169 167H170V165H169ZM186 167V166H185ZM214 167H215V165H214ZM260 167V166H259ZM52 168H54V166L52 167ZM57 168H55V169H57ZM166 168V167H165ZM250 168H251V166H250ZM253 168V167H252ZM21 169H23L22 171H21ZM36 169V170H37ZM48 169H49V167H48ZM47 169V170H48ZM78 169V168H77ZM105 169V168H104ZM115 169V168H114ZM118 169V168H117ZM120 169V168H119ZM118 169V170H119ZM132 169V168H131ZM145 168H143V170H144ZM158 169V170H157ZM206 169V168H205ZM205 169H203L204 171H205ZM214 169H216V168H214ZM27 170V169H26ZM36 170H33L34 172L36 171ZM38 170H40V169H38ZM79 170V169H78ZM113 170V169H112ZM136 170V169H135ZM166 170V169H165ZM172 170H174V169H172ZM209 170V169H208ZM233 170V169H232ZM51 171V170H50ZM54 171V170H53ZM57 171V172H58ZM100 171V170H99ZM109 171V170H108ZM130 171V170H129ZM139 171V170H138ZM146 171V170H145ZM161 171V170H160ZM170 171V170H169ZM196 171V170H195ZM214 171V170H213ZM14 172H16L15 174L17 175V172L19 173V170H15ZM25 172V171H24ZM30 173L32 172V170H30L29 171ZM56 172V171H55ZM81 172V171H80ZM101 172V171H100ZM127 172V171H126ZM137 172V171H136ZM143 172V171H142ZM194 172V171H193ZM212 172V171H211ZM38 173H40V171L38 172ZM114 173V172H113ZM145 173V172H144ZM154 173H155V175H156V177H154L155 175H154ZM185 173H188V172H185ZM199 173V172H198ZM214 173V172H213ZM24 174V173H23ZM22 173H21V175H23ZM25 174H29V173H25ZM24 174V175H25ZM32 175H34L33 173H31ZM37 174V173H36ZM35 174V175H36ZM136 174V173H135ZM142 174V173H141ZM141 174H139V175H141ZM179 174V173H178ZM208 174V173H207ZM207 174H205V175H207ZM212 174V173H211ZM230 174V173H229ZM30 175V174H29ZM38 175V174H37ZM55 175H57V174H55ZM59 175V174H58ZM83 175V174H82ZM131 175V174H130ZM133 175H134V173H133ZM161 175V174H160ZM179 175H181V174H179ZM197 175V174H196ZM18 176H20V173L18 174ZM27 176V175H26ZM44 176V175H43ZM43 176H41V177H43ZM52 176V175H51ZM60 176V177H61ZM126 176L127 175H125V178L124 179H126ZM137 176V175H136ZM162 176V175H161ZM168 176H171L170 174L168 175ZM176 176V175H175ZM178 176V175H177ZM176 176V177H177ZM17 177V176H16ZM31 177H33V178H31ZM35 177H37V176H35ZM34 176H31L30 175V178L32 179V184H33V179L35 178ZM53 177V176H52ZM51 177V178H52ZM109 177V176H108ZM119 177V176H118ZM118 177H116V178H118ZM128 177V176H127ZM131 178H132V176H130ZM140 177V176H139ZM183 177V176H182ZM197 177V176H196ZM215 177V176H214ZM220 177V176H219ZM22 178V181H23V178H24V176L23 177H21ZM27 180H29L30 178L27 176ZM44 178V177H43ZM134 179H136L135 177H133ZM172 178V177H171ZM189 178V177H188ZM221 178H223V177H221ZM17 179H20V178H17ZM38 179V178H37ZM55 179V178H54ZM54 179H52V180H54ZM60 179V178H59ZM133 179V180H134ZM140 179V178H139ZM161 179V178H160ZM162 179H164L163 181H167V178L165 177V178H162ZM166 179V180H165ZM174 180H175V178H173ZM178 179V178H177ZM176 179V180H177ZM24 180L25 181H27L26 180V178H24ZM41 180V179H40ZM45 180V179H44ZM44 180H42L43 182V184H47ZM56 180H58L57 178H56ZM175 180V181H176ZM179 180V179H178ZM24 181V182H25ZM30 181V180H29ZM48 182H49V180H47ZM61 181V180H60ZM60 181H58V182H60ZM67 181V180H66ZM119 181V180H118ZM130 181V179H128V182ZM162 181V182H163ZM19 182V181H18ZM21 182V181H20ZM40 182V181H39ZM138 182V181H137ZM22 183V182H21ZM26 183H28V182H26ZM41 183V184H42ZM130 183V182H129ZM215 183V182H214ZM222 183V182H221ZM24 184L25 183H22V185L21 186H24ZM31 183H28V186L26 185V190H25V192H26V196H27V203H28V205H27V210H28V216H29V229L30 230H28V231H30V236H31V240H32V242H33V244H35V242L36 241H40V242H42V243H44L45 242V240H43L42 238H44V236L41 238H38L39 237V232H38V229H41V231H43V229L45 228V226H46V220H47V218H48V216H49V214H52L54 217H56L55 219H61V218H63V216H61L62 215V212H63V210H62V205H64L63 203H62V201H61V196L60 195H57L56 197H55V195L53 196V195H51V193H50V191H51V189H49V190H42V191H40L39 193H36L35 192V188H37L36 186H35V188L33 187V185H30ZM39 185H41L40 183H38ZM50 184H51V180H50ZM52 184H54V183H52ZM71 184V183H70ZM48 185V184H47ZM46 185V186H47ZM58 185V184H57ZM165 185V184H164ZM180 185H181V183H180ZM219 185V184H218ZM233 185H234V188H235V191H236V193H237V195L239 196V198L242 200V202L247 206V205H249L248 204V201H247V193H246V191H244V189L242 188V186H240V185H238L237 183H234L233 182ZM19 186V185H18ZM42 186V185H41ZM45 186V187H46ZM50 187L52 186V185H49ZM74 186V185H73ZM109 186V185H108ZM157 186L158 187H160L162 190L160 191V190H158V188H157ZM227 186V185H226ZM40 187V186H39ZM43 187V186H42ZM56 187V186H55ZM101 187V186H100ZM111 187V186H110ZM116 187V186H115ZM118 187V186H117ZM177 187H180L179 185L177 186ZM194 187V186H193ZM195 187H197V186H195ZM22 188V187H21ZM41 188V187H40ZM52 188V187H51ZM159 188V189H160ZM181 188V187H180ZM184 188V187H183ZM192 188V187H191ZM198 188H199V184H198ZM263 188V187H262ZM39 189V188H38ZM37 189V190H38ZM43 189H44V187H43ZM45 189H47V187L45 188ZM105 189V188H104ZM186 189V188H185ZM220 189V188H219ZM3 190V189H2ZM23 190H24V188H23ZM41 190V189H40ZM74 190V189H73ZM112 190V189H111ZM115 190V189H114ZM165 190V191H164ZM178 190V189H177ZM176 190V191H177ZM194 190H195V188H194ZM223 191H224V189H222ZM49 191V192H48ZM53 191V190H52ZM55 191V190H54ZM115 191H117V190H115ZM160 191V192H159ZM174 191V190H173ZM172 191V192H173ZM24 192V193H25ZM58 192V191H57ZM101 192V191H100ZM118 192V191H117ZM162 192V193H163ZM181 192V191H180ZM184 192V191H183ZM218 192V191H217ZM0 193H1V190H0ZM23 193V194H24ZM102 193V192H101ZM101 193H99V195H101ZM112 193V192H111ZM138 193V194H137ZM187 193V192H186ZM230 193H232V191L230 192ZM262 193V192H261ZM3 194V193H2ZM13 194H14V192H13ZM102 194H105V193H102ZM113 194V193H112ZM123 194V195H122ZM149 194V195H148ZM227 194V193H226ZM105 195H107V193L105 194ZM127 195V194H126ZM125 195V196H126ZM145 195H148L147 197L145 196ZM184 195V194H183ZM112 196V195H111ZM173 196H175V194L173 195ZM222 196H224V193L222 194ZM53 197H55V198H53ZM104 197V196H103ZM110 197V196H109ZM128 197V196H127ZM152 198H153V196H151ZM150 197V198H151ZM181 197V196H180ZM184 197V196H183ZM250 197V196H249ZM262 197H264V196H262ZM261 197V198H262ZM25 198V197H24ZM113 198V197H112ZM215 198H216V196H215ZM104 199H106V198H104ZM127 199V198H126ZM129 199V198H128ZM170 199V200H169ZM184 199V198H183ZM182 199V200H183ZM216 199H218V198H216ZM222 199V198H221ZM220 199V200H221ZM224 199H226V198H224ZM223 199V200H224ZM263 199V198H262ZM25 200V199H24ZM51 200H53V202H51L50 203V201ZM101 200V199H100ZM155 200H157L156 199V197H155ZM180 200V199H179ZM108 201V200H107ZM108 201V202H109ZM132 201V202H133ZM169 201H172L171 202V204L173 203L174 205H171L170 203H169ZM178 201V200H177ZM176 201V202H177ZM227 201V200H226ZM99 202H101V201H99ZM107 202V203H108ZM130 202V201H129ZM146 202V203H147ZM160 202V203H159ZM107 203H104V202H102V203H100V205H99V210L101 211V213H102V217H103V219H102V223L104 224V228H106V230H104V231H107L108 233H106L107 234V236H108V234H110V236L109 237H105L106 238V241L108 242L110 239L113 241V245H114V242H119V243H121V242H123V238H124V236L126 235V234H128L129 232L128 231H130V229L128 230H126V227H125V225L123 226V225H121V223H122V221L124 220V216L125 215H128V214H123V215H119V216H117L116 218H113V217H111L110 215H108V213H106V211H107V208H108V206L106 205ZM167 203L169 204V205H167ZM222 203H224V202H222ZM226 203V202H225ZM229 203H231V202H229ZM4 204V205H5ZM109 204V203H108ZM149 204V203H148ZM153 204V203H152ZM180 204V203H179ZM151 205V204H150ZM157 205H155V206H157ZM223 205V204H222ZM225 205V204H224ZM231 205V204H230ZM7 206V205H6ZM133 206H134V203H133ZM136 206V205H135ZM134 206V207H135ZM147 206V205H146ZM157 206V207H158ZM250 206V205H249ZM248 206V207H249ZM251 206H253V204L251 205ZM129 207V206H128ZM154 207V206H153ZM156 207V208H157ZM158 207V208H159ZM163 207V208H162ZM179 207V206H178ZM223 207V206H222ZM13 208V207H12ZM95 208V207H94ZM111 209H109V210H112V207H110ZM130 208V207H129ZM139 208V207H138ZM141 208H143V207H141ZM162 208V209H161ZM164 208V209H165ZM9 209V208H8ZM170 209L167 211L166 209H165V212L167 211L168 213H169V211H170ZM223 209V208H222ZM227 209V208H226ZM233 209V208H232ZM251 210H252V207L250 208ZM12 210V209H11ZM88 210V209H87ZM118 210V211H119ZM149 210V209H148ZM156 210V209H155ZM175 210H176V208H175ZM224 210V209H223ZM253 210H255V209H253ZM88 211H90V210H88ZM127 211V210H126ZM222 211V210H221ZM82 212V211H81ZM98 212V211H97ZM112 212V211H111ZM134 212H135V210H134ZM163 212V211H162ZM173 212V211H172ZM172 212H170V213H172ZM177 212V211H176ZM230 212V211H229ZM120 213V212H119ZM149 213V212H148ZM156 213H158L157 211H156ZM174 213L175 212H173V216H174ZM226 213H227V211H226ZM147 214V213H146ZM159 214V213H158ZM162 214V213H161ZM164 214V213H163ZM163 214L161 215V217L163 216ZM179 214V213H178ZM155 215V214H154ZM96 216V215H95ZM101 216V215H100ZM113 216V215H112ZM122 216V217H121ZM159 216V215H158ZM157 216V217H158ZM176 216V215H175ZM251 216H252V214H251ZM261 216V215H260ZM52 217V216H51ZM150 217V216H149ZM154 217H156V216H154ZM156 217V218H157ZM15 218V217H14ZM53 218V217H52ZM155 218V219H156ZM170 218V217H169ZM254 218V217H253ZM16 219V218H15ZM96 219V218H95ZM70 220V219H69ZM91 220V219H90ZM126 220H128V219H126ZM159 220V219H158ZM176 220H177V218H176ZM258 220V219H257ZM260 220V219H259ZM50 221V220H49ZM101 221V220H100ZM99 221V222H100ZM162 221V220H161ZM228 221V220H227ZM237 221V220H236ZM261 221V220H260ZM16 222V221H15ZM56 222H57V220H56ZM63 222V221H62ZM145 222V221H144ZM148 222V221H147ZM150 222V221H149ZM152 222V221H151ZM17 223V222H16ZM101 223V224H102ZM126 223V222H125ZM166 223V222H165ZM175 223L177 224V221H175ZM222 223V222H221ZM232 223V222H231ZM15 224V223H14ZM60 224V223H59ZM148 224V223H147ZM169 224V223H168ZM215 224V223H214ZM224 224V223H223ZM226 224H228V223H226ZM225 224V225H226ZM27 225V224H26ZM56 225H58V224H56ZM65 225V224H64ZM89 225V224H88ZM127 225V224H126ZM144 225H146V224H144ZM161 225V224H160ZM163 225H164V223H163ZM173 225H174V223H173ZM217 225V224H216ZM59 226V225H58ZM61 226V225H60ZM227 226V225H226ZM243 226V225H242ZM62 227V226H61ZM74 227V226H73ZM92 227V226H91ZM132 227V226H131ZM215 227V226H214ZM222 227H223V225H222ZM222 227H220V228H222ZM231 227V226H230ZM238 227V226H237ZM236 227V228H237ZM26 228V227H25ZM93 228V227H92ZM53 229L54 228H52V231H53ZM57 230L58 229H60V228H56ZM55 229V230H56ZM62 229V228H61ZM70 229V228H69ZM218 229H219V227H218ZM63 230V229H62ZM80 230H82V228L80 229ZM135 230V229H134ZM49 231V230H48ZM64 231V230H63ZM62 231V232H63ZM68 231V230H67ZM171 231H173V230H171ZM65 232V231H64ZM78 232V231H77ZM134 232V231H133ZM132 232V233H133ZM244 232V229H243V231H242V233ZM41 233V232H40ZM43 233V232H42ZM56 233V232H55ZM99 233V232H98ZM165 233V232H164ZM29 234V233H28ZM45 234V232L43 233V235ZM66 234V233H65ZM105 234V235H106ZM157 234V233H156ZM235 234V233H234ZM257 234V233H256ZM24 235V234H23ZM41 235V234H40ZM46 235V234H45ZM74 235V234H73ZM141 235V234H140ZM148 234H146V236H147ZM153 235H154V233H153ZM61 236V235H60ZM60 236H59V238H60ZM142 236V235H141ZM157 236V235H156ZM159 236V235H158ZM198 236H200V235H198ZM71 237V236H70ZM102 237H104V236H102ZM143 237H144V235H143ZM150 237V236H149ZM154 237V236H153ZM231 237H232V235H231ZM234 237V236H233ZM76 238H77V236H76ZM79 238V237H78ZM110 238V239H109ZM128 238V237H127ZM126 238V240H129V239H127ZM130 238V237H129ZM132 238V237H131ZM141 238V237H140ZM145 238V237H144ZM144 238H142L143 239V242H144ZM151 238V237H150ZM156 238V237H155ZM158 238V237H157ZM161 238V237H160ZM162 238H163V236H162ZM185 238V237H184ZM212 238V237H211ZM238 238V237H237ZM257 238V237H256ZM263 238V237H262ZM261 238V239H262ZM42 239V240H41ZM54 239V238H53ZM52 239V240H53ZM96 239V238H95ZM103 238H101V240H102ZM141 239V240H142ZM148 239V238H147ZM146 239V240H147ZM164 239V238H163ZM163 239H162V241H163ZM167 239V238H166ZM169 239V238H168ZM176 239V238H175ZM244 239V238H243ZM48 240H50V239H48ZM55 240V239H54ZM104 240V239H103ZM102 240V241H103ZM110 240V241H111ZM135 240V239H134ZM133 240V241H134ZM145 240V241H146ZM159 240V239H158ZM172 240V239H171ZM170 239H169V241H171ZM177 240V239H176ZM44 241V242H43ZM72 241H73V239H72ZM106 241H103V242H106ZM109 241V242H110ZM124 241H125V238H124ZM160 241V240H159ZM161 241V242H162ZM165 241V240H164ZM168 241V242H169ZM174 241V240H173ZM181 241V240H180ZM192 241H193V239H192ZM240 241H241V239H240ZM242 241H244V240H242ZM258 241V240H257ZM66 242V241H65ZM64 242V243H65ZM75 242H77V240L75 241ZM106 242V243H107ZM127 242V241H126ZM137 242V241H136ZM147 242V241H146ZM149 242V241H148ZM154 242V241H153ZM175 242V241H174ZM176 242H178V241H176ZM182 242V241H181ZM181 242H179V243H181ZM184 242V241H183ZM187 242V241H186ZM4 243V244H3ZM13 243V242H12ZM64 243H63V245H64ZM74 243V242H73ZM101 243V242H100ZM112 243V242H111ZM140 243V242H139ZM157 242H155V244H156ZM170 243V242H169ZM243 243V242H242ZM77 244V243H76ZM108 244H110V243H108ZM125 244H128V243H125ZM134 244V243H133ZM141 244V243H140ZM146 244V243H145ZM154 244V243H153ZM160 244H162V243H160ZM166 244V243H165ZM175 244H177V243H175ZM188 244V243H187ZM240 244V243H239ZM263 244V243H262ZM70 245V244H69ZM86 245V244H85ZM167 245V244H166ZM185 245V244H184ZM245 245V244H244ZM260 245V244H259ZM76 246V245H75ZM119 246V245H118ZM126 246H128V245H126ZM133 246V245H132ZM136 246H137V244H136ZM139 247H141V245H138ZM137 246V247H138ZM142 246H143V243H142ZM161 246H163V245H161ZM174 246H176V245H174ZM179 246V245H178ZM186 246V245H185ZM187 246H189V245H187ZM7 247V246H6ZM64 247V246H63ZM62 247V248H63ZM67 247V246H66ZM69 247V246H68ZM115 247V246H114ZM122 247H124V246H122ZM138 247V248H139ZM144 247V246H143ZM153 247V246H152ZM167 247V246H166ZM182 247V246H181ZM242 247V246H241ZM260 247V246H259ZM8 248V247H7ZM73 248H74V246H73ZM119 248V247H118ZM128 248V247H127ZM136 248V247H135ZM138 248H136V249H138ZM159 248V247H158ZM162 248V247H161ZM176 248V247H175ZM174 248V249H175ZM178 248V247H177ZM184 248V247H183ZM201 248V247H200ZM204 248H205V245H204ZM204 248H203V250H204ZM245 248V247H244ZM254 248V247H253ZM253 248H251V250H253ZM255 248H256V246H255ZM9 249V248H8ZM34 249V248H33ZM43 249V248H42ZM68 249V248H67ZM111 249V248H110ZM195 249V248H194ZM199 249V248H198ZM197 249V250H198ZM262 249V248H261ZM68 250H70V249H68ZM104 250V249H103ZM106 250V249H105ZM114 250V249H113ZM139 250V249H138ZM154 250H155V248H154ZM178 250V249H177ZM181 250H182V248H181ZM184 250H185V248H184ZM183 250V251H184ZM187 250H188V248H187ZM189 250H191L190 248H189ZM207 250V249H206ZM3 251V250H2ZM56 251V250H55ZM121 251V250H120ZM157 251V250H156ZM155 251V252H156ZM199 251V250H198ZM200 251H201V249H200ZM205 251V250H204ZM254 252L253 253H255V254H259V252L255 249V250H253ZM12 252H14V251H12ZM48 252V251H47ZM107 252V251H106ZM137 252V251H136ZM144 252V251H143ZM154 252V251H153ZM159 252V251H158ZM161 252H163V251H161ZM172 252V251H171ZM188 252V251H187ZM190 252V251H189ZM189 252H188V254H189ZM192 252V251H191ZM190 252V253H191ZM202 252V251H201ZM1 253V252H0ZM10 253H11V251H10ZM65 253V252H64ZM67 253V252H66ZM74 253V252H73ZM119 253V252H118ZM137 253H139V252H137ZM140 253H142V252H140ZM147 253V252H146ZM183 254H184V252H182ZM186 253V252H185ZM193 253V252H192ZM195 253V252H194ZM194 253H193V255H194ZM203 253V252H202ZM201 253V254H202ZM2 254V253H1ZM7 254V253H6ZM12 254V253H11ZM68 254V253H67ZM81 254V253H80ZM149 254V253H148ZM151 255H153L152 254V252L150 253ZM149 254V256H151ZM160 254V253H159ZM177 254H179L180 255V253H178L177 252ZM261 254H262V252H261ZM264 254V253H263ZM262 254V255H263ZM42 255V254H41ZM71 255V254H70ZM76 255V254H75ZM122 255H123V253H122ZM121 255V256H122ZM144 255H146V254H144ZM161 255H162V253H161ZM165 255V254H164ZM171 255V254H170ZM170 255H168L169 256V258H170ZM185 255V254H184ZM193 255H191L190 254V256H193ZM196 255V254H195ZM194 255V256H195ZM199 255V254H198ZM198 255H196V256H198ZM202 255H205V254H202ZM254 255V254H253ZM8 255H6V257H7ZM63 256H64V254H63ZM62 256V257H63ZM137 256V255H136ZM143 256V255H142ZM147 256V255H146ZM183 256V255H182ZM186 256V255H185ZM255 256V255H254ZM258 256V255H257ZM3 257V256H2ZM70 257V256H69ZM74 257V256H73ZM180 257H181V255H180ZM201 257V256H200ZM207 257V256H206ZM209 258H211L210 256H208ZM256 257V256H255ZM260 257V256H259ZM262 257V256H261ZM4 258V257H3ZM66 258H68L67 256H66ZM139 258V257H138ZM174 258H176V257H174ZM178 258V257H177ZM185 258V257H184ZM188 258V257H187ZM262 258H264V257H262ZM7 259H8V257H7ZM64 259V258H63ZM156 259V258H155ZM171 259V258H170ZM186 259V258H185ZM190 259V258H189ZM213 259H215V258H213ZM4 260V259H3ZM181 260V259H180ZM180 260H178V261H180ZM206 260V259H205ZM208 260V259H207ZM1 261H2V259H1ZM69 261V260H68ZM77 261V260H76ZM142 261V260H141ZM165 261V260H164ZM171 260H169V262H170ZM183 261V260H182ZM214 261V260H213ZM217 261V260H216ZM264 261V260H263ZM262 261V262H263ZM3 262V261H2ZM146 262V261H145ZM175 262V261H174ZM209 262V261H208ZM215 262V261H214ZM7 263H8V261H7ZM10 264H12L11 262H9ZM8 263V264H9ZM154 263V262H153ZM164 263V262H163ZM167 263V262H166ZM182 263V262H181ZM186 263V262H185ZM180 264V263H179ZM197 264V263H196ZM199 264V263H198ZM257 264V263H256Z\"/></svg>",
  "mask_w": 264,
  "mask_h": 264
}]
</instances>
